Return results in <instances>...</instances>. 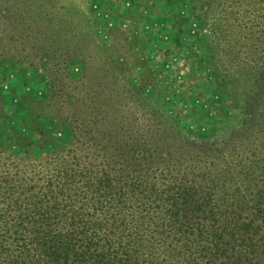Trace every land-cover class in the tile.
<instances>
[{
  "label": "rangeland",
  "instance_id": "374dc122",
  "mask_svg": "<svg viewBox=\"0 0 264 264\" xmlns=\"http://www.w3.org/2000/svg\"><path fill=\"white\" fill-rule=\"evenodd\" d=\"M137 146L264 164V0H0V168ZM243 207L240 264H264V204Z\"/></svg>",
  "mask_w": 264,
  "mask_h": 264
},
{
  "label": "trees",
  "instance_id": "16d2710c",
  "mask_svg": "<svg viewBox=\"0 0 264 264\" xmlns=\"http://www.w3.org/2000/svg\"><path fill=\"white\" fill-rule=\"evenodd\" d=\"M115 149L96 166L67 149L0 168V264H240L255 246L253 226L228 229L230 210L264 204L253 149L228 160L180 146L156 166L155 149Z\"/></svg>",
  "mask_w": 264,
  "mask_h": 264
}]
</instances>
